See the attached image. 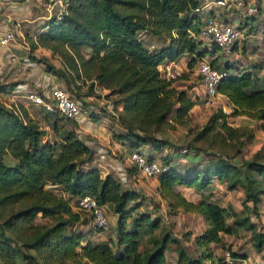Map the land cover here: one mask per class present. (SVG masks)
Segmentation results:
<instances>
[{"label":"trees","instance_id":"trees-1","mask_svg":"<svg viewBox=\"0 0 264 264\" xmlns=\"http://www.w3.org/2000/svg\"><path fill=\"white\" fill-rule=\"evenodd\" d=\"M210 1L67 0L60 19L50 18L34 43L29 41L31 52L45 49L58 58L60 66L55 68L41 58L29 60L61 80L83 108L91 105L80 97L93 99L96 89L116 98L109 111L103 108L101 113L116 122L122 133L114 138L130 151L149 146L148 161H155L153 155L162 149H175L177 156L181 146L157 136L181 127L188 138L183 147L210 157L205 166L191 163L183 171L171 165L169 157L163 158L160 163L167 170L155 179L166 217L181 212L199 216L204 223V231L193 239L197 257L189 256L167 232L155 237L154 232L162 230L160 219L141 211L145 199L140 193L122 189L112 175L102 176L91 167L93 152L80 140L76 121L43 111L45 131L24 109L0 103V264H165L168 244L175 245L176 264H226L213 254L215 246L227 252L234 264L246 257L229 254L222 238L235 236L240 229L250 232L252 247L260 251L264 234L255 232L248 213L256 214L264 199V155L256 153L243 160L242 170L233 165L243 139H250L251 133L232 127L227 120L246 117L264 130V77L255 73L263 69L253 65L240 71L227 62L219 68L216 58L210 60L211 67L225 73L216 92L229 112L215 111L194 132L190 114L198 99L191 100L186 90H177L157 72L160 64L176 62L184 55L189 57L187 70L202 60L207 48L196 39L201 17L195 10ZM260 17L245 16L244 24L248 26V18ZM261 27L264 33V22ZM142 35L162 40L163 45L149 50ZM18 84L0 85V94L13 92ZM212 180L225 184L228 191L241 190L246 216L212 199ZM176 187L193 189L199 201H187ZM85 196L116 217L113 238L100 242L92 238L103 231L90 225L88 213L74 210V202ZM5 210L7 215L2 216ZM37 218L46 222L36 223ZM83 228L87 230L80 231Z\"/></svg>","mask_w":264,"mask_h":264},{"label":"rangeland","instance_id":"rangeland-1","mask_svg":"<svg viewBox=\"0 0 264 264\" xmlns=\"http://www.w3.org/2000/svg\"><path fill=\"white\" fill-rule=\"evenodd\" d=\"M230 20H232L231 23L234 22L235 26H239V29L243 31L241 34V39H239L238 42L235 44L236 48L234 51H232L231 56L228 57L222 56V53L218 50L212 54L211 50L207 49L206 52L203 54L202 59L208 61L216 58L217 59L216 63L219 64V68L224 64V62H227L234 69H240V71H246L250 69L253 65H256L263 69L262 71H255L256 75L258 77H264V33L261 32L263 31L261 26L264 20L257 18L254 21H249L248 18V23H247L248 26L244 24L246 18L243 15L241 17L236 16L234 18H230ZM39 27L41 26H38L33 31L29 32V34L25 33L24 35V32L22 33V35H24L25 41L28 38V40L25 42L28 48H29L30 40L32 43H34L33 38L31 36L30 37L28 36L36 35L39 32ZM141 38L145 44V47H147L149 50L157 49L163 45V41L159 39H154L143 35L141 36ZM14 40L16 43L18 40H21V38L20 36H15ZM201 49H204L202 45H201ZM15 51H19V50L15 48ZM83 55L85 54L83 53ZM25 56L28 59L31 58L44 59L47 63L53 65L55 68H58L60 66L58 58L55 56L54 57L51 56L50 52L46 51L45 49L37 48L34 52H31L29 50V52H25ZM194 68L195 67H193L192 70H194ZM192 70L183 69L182 70L183 73L181 77L175 80L173 84H175L174 85L175 87L177 86L179 87L184 85V81H188L190 87H192V91L190 95L193 96L196 95L199 98V102L191 110V114H190L189 125L191 131L194 132L198 130L206 122V120L210 117V115L213 114L215 111L221 110L223 113H228L229 110L228 107L226 106L225 101L219 96L215 97L212 100H209L208 104L205 105L204 91L199 83L198 78L194 75V72ZM3 75L1 74L0 77V85L7 82L8 84L14 83L10 75H6V76ZM57 81L62 89L67 90L64 83L61 80L57 78ZM83 91L84 88L82 89V92ZM95 92L96 93L94 94L93 99H86L84 97H80V99L83 102L87 101V104L91 105V106H86V110L89 113H92L93 116L95 117V118L94 117L90 118L91 121L90 123L94 125L95 123L98 122L100 126L106 127L105 129L108 131V133L107 136L104 138H106L107 142H110V140L119 142L114 138V135L120 132L119 131L120 128L116 125L115 121H111L109 117L105 116V112L103 114L101 113V110L103 108H106L105 107L106 105L110 106L111 101L114 102L116 98L115 97L110 98V96H106L107 92L101 91L100 89H96ZM3 96L4 95H0V103L2 105H4L5 107L10 106L11 108H13L15 105L16 108L18 109L22 108L24 110L30 109L27 114L30 115V117H32L34 120H36L39 123V125L42 127V129L48 131V129L45 128L44 124L41 122L42 115L44 113L41 109L32 108V107L30 108L28 106V102L24 100V98L12 100L8 97L4 98ZM70 96L74 98V96H72L71 93ZM24 105L28 106L29 109L24 108ZM227 121L232 127L244 128L247 129L249 133H251L250 139H243L244 144L243 147L240 149L239 155H237L231 161L233 165H235L240 170H242L241 162L243 160L250 159L256 153L264 155V130H261L259 128L258 123L253 122L250 119H247L246 117L228 118ZM66 126L67 128H70V125H66ZM95 130L98 131V128L95 127ZM76 131L78 132V128ZM157 137L167 139L175 146H181V150L179 151V154H176L177 156H174V153H176L175 149H170V150L162 149L159 153L153 155V159H155V161L158 163H160L163 158L169 157L171 159L170 162L172 163L171 165H175L178 171L181 170L183 171L184 166L191 167L192 165L191 163H194L193 165L199 164L201 166H205L210 160V157H206L197 152H190L186 149V147H183L185 145L184 143L188 139L186 138L187 132L185 128L175 127L173 130L165 131ZM79 138L85 144H89V146L92 149L95 147H103L105 149L104 151L106 152L103 154L100 153V157H102L103 155L105 158H108L106 160H109L108 163L111 167L109 166L108 168L109 170L108 169L106 170L107 172H110L114 175V171L112 169H116L118 174L122 173V171L123 174H126L125 172L127 171L130 173L128 178L124 177L127 186L125 187L122 186V189H130L140 193V195L145 199V205L144 207L142 206L141 211H147L151 214L152 218L160 219L162 230H157L156 232H154V236L159 237L163 233L167 232L171 239L177 240L179 244H181V246L184 247V249L187 251L189 256L197 257V251H195L193 248L192 237L200 232L202 228L201 220H199V218L196 215L190 216L189 214H184L181 212H179L174 217H166V215L164 214L165 206L163 202L160 201V199L156 194V190H155L156 180L142 179L140 176H138L136 173H134L131 170V165L127 161V155L130 152L128 146H126L127 148L125 149V154L122 152L119 153L117 152L113 154L107 146L102 145L97 138L91 137V135L79 133ZM106 141L102 140V142H104L107 145ZM131 151H136L147 156H152V150L149 146H139L136 149H132ZM98 157L96 158V160L98 159ZM95 164L98 163L95 162ZM208 193L209 192H205L204 195H208ZM211 193L213 196L212 199L216 201L219 205L232 209L234 212L238 213L237 215L239 216L242 215L246 216V214L242 213L241 204L244 201V195L242 194L240 189H236L234 191H228L225 184H218L216 180H212ZM190 196H194V193H191ZM248 207H250L249 209H251V206ZM102 209L105 218L107 220V227L103 232L99 234V236L94 237L95 240L98 242L106 241L108 238L114 237V229L116 222V219L112 216V214L108 212L106 207H103ZM6 215H7V210L3 212L2 216H6ZM248 216L255 225V232H260L264 234V199H261L260 205L256 208V214L255 212H250L248 213ZM43 222L46 221L44 220L40 221L38 218L36 219V223L41 224ZM86 230L87 228L80 229V231L82 232H85ZM250 236H251L250 232H246L240 229L235 236L228 237L226 238L225 241H224V237L222 238V242L225 247L224 250L226 248L229 249L228 252L229 254L234 253L236 255L247 256L246 257L247 261L245 263H239V264H256V260L254 258L255 256H258L257 259L260 258V260L264 261V245L261 247L259 252H256V249L252 247L253 241H251ZM145 242H146V238L142 240V245H145L144 244ZM146 247H149V245H146ZM212 252L216 257L223 258L224 261L229 257V256L227 257L226 255L227 252L221 250L218 246L212 247ZM229 259L231 258L229 257ZM165 264H176V253H175L174 244L167 245V251L165 252Z\"/></svg>","mask_w":264,"mask_h":264},{"label":"built area","instance_id":"built-area-1","mask_svg":"<svg viewBox=\"0 0 264 264\" xmlns=\"http://www.w3.org/2000/svg\"><path fill=\"white\" fill-rule=\"evenodd\" d=\"M66 4L67 0L58 4L59 11L55 16L57 19H60L65 13ZM207 11H211L213 15L205 13ZM195 12L201 17L196 39L207 49L213 47L220 51L222 56L228 57L231 56V49L241 39L243 32L239 29V26H235L234 22L231 23L232 20L230 18L241 17L242 15L254 17L260 14V18L264 20V0H213L196 9ZM224 12L226 13L225 18L222 16ZM14 38L13 32L5 33L0 38V46L7 47L14 41ZM157 72L162 80L170 83L182 75V69L175 62L160 64L157 66ZM193 72L204 91L205 105H207L209 100L218 97L216 92L217 85L225 73L211 67L210 60L206 61L203 59L197 62ZM16 94L20 93L14 92L13 96H16ZM23 96L24 100L28 102V106L39 108L44 112L55 113L67 120L76 121L82 115H89V112L81 106L80 101L72 98L59 84H53L48 87L46 94L42 93V91L27 89L23 92ZM105 107L109 111V105ZM13 108L16 109V106ZM92 152L93 157H100L99 151H93L92 149ZM127 161L134 170L133 172L146 180L156 179L167 170L166 166L156 161H148L144 154L136 151L129 152ZM127 176V173L123 174L122 171L119 174L120 181H125L124 177L126 178ZM74 207L78 211H83L90 215L91 225L94 229L100 231L106 229L107 220L103 209L92 198L87 196L79 198L74 202ZM226 255L228 257V254ZM224 262L232 264V260L229 257Z\"/></svg>","mask_w":264,"mask_h":264},{"label":"crops","instance_id":"crops-1","mask_svg":"<svg viewBox=\"0 0 264 264\" xmlns=\"http://www.w3.org/2000/svg\"><path fill=\"white\" fill-rule=\"evenodd\" d=\"M63 1L65 0H0V38L7 32H13L15 36H20L21 38V40H18L16 43L14 40L7 47L0 46V77H1V74L3 75L4 73L3 76H6V75L11 76L14 84L19 83L17 87H15V90L13 92L6 94V95L0 94V95H4L3 96L4 98L8 97L12 100L23 99L24 98L23 92L26 91L27 89L42 91V93L46 94L48 87H50L53 84H58L57 78L51 74H48L45 71V69H43L44 67L41 64L34 63L25 56V52H29V48L27 44H25L28 38L25 41L24 35L25 33L29 34V32L33 31L38 26H43L46 21H48L53 16H56V14L59 11L58 4L63 3ZM206 3H204L203 5H205ZM205 13H209V11ZM202 14L205 15L204 13ZM39 31H40V27H39ZM23 32H24V35H22ZM30 36L33 38V41H34L35 35L34 36L29 35L28 37ZM15 48L19 51H15ZM188 61H189V57L187 55H184L175 63L181 69L184 67L183 69L186 70L187 69L186 65ZM6 84H8V82L3 83L2 85H6ZM174 85L175 84H173V87L176 88L177 90H186L191 100L196 101L198 99V102H199V98L196 95L194 96L190 95L192 91V87H190L188 81H184L183 86L175 87ZM14 92L15 93L17 92L20 94L18 95L16 94V96H13ZM6 107L10 108V106H6ZM29 107L31 108V106ZM24 108H28V106L24 105ZM25 110L28 113L30 109L29 110L25 109ZM90 122L91 121L88 115H84V116L82 115L80 118H78L76 120L78 132L80 134L91 135V137L97 138L99 142L102 145L107 146L113 154L117 152L118 153L122 152L125 154V149L127 147L126 145H124V143L115 142L112 140H110V142H107L106 138H104L107 136V133H108V131L105 129L106 127L100 126L98 122L95 123L94 125H92V123ZM95 127L98 128V131L95 130ZM114 128H117V127H114ZM119 131H120L119 133H122L120 129ZM102 140L106 141L107 145L104 142H102ZM86 145L89 146V144H86ZM95 150L99 151L98 153H101V154L106 152L104 151L105 149L103 147L93 148V151ZM96 158L97 157H94V161L91 164V167H96L100 171L102 176H105L107 174L112 175L121 184V187L127 186L125 182L126 180L123 182L120 181L119 174L116 169H112L114 171V175L106 171L110 166L108 163L109 160H106L108 158H105L103 155L101 158L98 157L97 160ZM95 162H97L98 164H95ZM102 170H105V171H102ZM126 178H128V176ZM155 188H156V185H155ZM126 190H130V189H126ZM175 190L179 192L189 202L197 203L200 199V195L197 194L193 189L176 187ZM191 193H194V196H190ZM247 206H251V205L247 204ZM189 215L194 216L191 214ZM113 217L116 219L115 216ZM197 217L199 218V220H201L199 216ZM249 221L253 223L250 218H249ZM201 227L202 228L200 232L197 235H194L192 237L193 239L197 237L198 235H200L205 229V226L202 220H201ZM95 236H99V234L93 235L92 238H94ZM226 238H228V236H224V241L226 240ZM239 256L247 257L246 255H239ZM257 257L258 256L254 257L256 260V264H264V261L260 260V258L257 259ZM235 261L236 262L234 264H239V263H245L247 260L245 258L244 260H239V262H237V260Z\"/></svg>","mask_w":264,"mask_h":264}]
</instances>
